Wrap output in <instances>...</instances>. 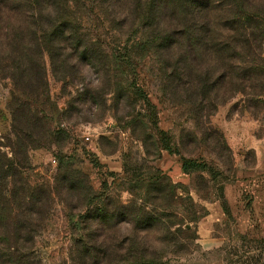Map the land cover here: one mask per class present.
I'll return each instance as SVG.
<instances>
[{
  "label": "rangeland",
  "instance_id": "rangeland-1",
  "mask_svg": "<svg viewBox=\"0 0 264 264\" xmlns=\"http://www.w3.org/2000/svg\"><path fill=\"white\" fill-rule=\"evenodd\" d=\"M135 10L78 2L80 31L92 41L61 76L45 56V103L0 79L1 151L10 158L15 129L24 137L35 117L45 126L33 148L17 142L28 182L52 192L25 254L71 264L84 236L100 264H264V95L223 102L221 64ZM61 179L79 189L61 188Z\"/></svg>",
  "mask_w": 264,
  "mask_h": 264
},
{
  "label": "trees",
  "instance_id": "trees-1",
  "mask_svg": "<svg viewBox=\"0 0 264 264\" xmlns=\"http://www.w3.org/2000/svg\"><path fill=\"white\" fill-rule=\"evenodd\" d=\"M78 2L0 0V79L21 84L16 88L20 95L31 94L45 103L48 98L45 56L54 74L61 76L68 68V60L75 54L80 58L82 54L77 52L92 41L80 31ZM120 3L131 8L134 4L138 16L146 18L150 27L160 24L167 34L185 39L188 48L197 47L204 56L219 62L223 102L237 94L252 93L257 98L264 95V0H120ZM190 49L186 56L190 55ZM68 51L71 54H66ZM86 56L97 63L92 55ZM24 116L21 125L25 124ZM32 120L31 131L24 137L23 129H15L14 140H9L10 158L1 151L0 144V264H36L25 252L32 249L37 224L45 220L52 201V192L44 185H31L24 173L28 167L23 159L26 150L45 137L41 119ZM19 141L25 142L26 150L18 151ZM196 167L216 174L205 165L184 164L183 170L188 172ZM58 184L67 190L79 189L73 181L61 179ZM102 211L104 220L113 215L106 206ZM83 219L85 222L87 217ZM82 238L73 244L71 264H100L102 257L96 242L91 237ZM125 260L133 264L148 262L123 257L115 262Z\"/></svg>",
  "mask_w": 264,
  "mask_h": 264
},
{
  "label": "built area",
  "instance_id": "built-area-1",
  "mask_svg": "<svg viewBox=\"0 0 264 264\" xmlns=\"http://www.w3.org/2000/svg\"><path fill=\"white\" fill-rule=\"evenodd\" d=\"M53 163H55V160H52Z\"/></svg>",
  "mask_w": 264,
  "mask_h": 264
}]
</instances>
